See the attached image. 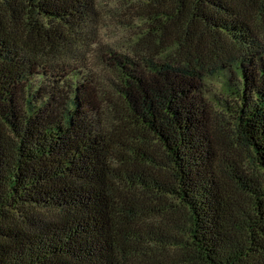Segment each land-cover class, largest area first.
Listing matches in <instances>:
<instances>
[{
  "label": "trees",
  "instance_id": "1",
  "mask_svg": "<svg viewBox=\"0 0 264 264\" xmlns=\"http://www.w3.org/2000/svg\"><path fill=\"white\" fill-rule=\"evenodd\" d=\"M115 1L100 75L97 0H0V264H264V0Z\"/></svg>",
  "mask_w": 264,
  "mask_h": 264
},
{
  "label": "rangeland",
  "instance_id": "2",
  "mask_svg": "<svg viewBox=\"0 0 264 264\" xmlns=\"http://www.w3.org/2000/svg\"><path fill=\"white\" fill-rule=\"evenodd\" d=\"M97 1L100 15L98 43L88 44L83 51V56L87 59V64L91 68L94 67V69L97 70V72L101 75L104 74L105 71L99 65V60L96 58V53H98L104 45H111L122 49L126 48L131 39L133 30L130 28L128 29V27H126L123 22L119 21L120 19H124L123 15L121 16L119 13H110L111 11L113 12L115 8L118 9L119 7V4L115 0ZM215 87L216 84L211 86V88ZM116 110L117 112H120L123 109L121 106H118V108L116 107ZM126 127L130 128L128 125H126ZM221 132V134H232L231 123H223Z\"/></svg>",
  "mask_w": 264,
  "mask_h": 264
}]
</instances>
